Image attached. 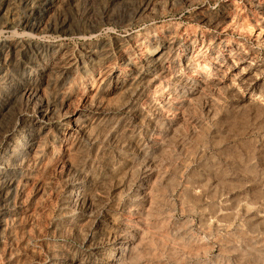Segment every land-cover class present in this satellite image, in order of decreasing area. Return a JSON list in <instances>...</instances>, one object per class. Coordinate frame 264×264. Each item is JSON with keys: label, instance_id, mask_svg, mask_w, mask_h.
<instances>
[{"label": "rangeland", "instance_id": "374dc122", "mask_svg": "<svg viewBox=\"0 0 264 264\" xmlns=\"http://www.w3.org/2000/svg\"><path fill=\"white\" fill-rule=\"evenodd\" d=\"M0 264H264V0H0Z\"/></svg>", "mask_w": 264, "mask_h": 264}, {"label": "bare ground", "instance_id": "6f19581e", "mask_svg": "<svg viewBox=\"0 0 264 264\" xmlns=\"http://www.w3.org/2000/svg\"><path fill=\"white\" fill-rule=\"evenodd\" d=\"M20 145L21 144H19V143H14V146H13V148H19L20 147ZM15 151V150H14ZM9 158H14V155H12V156H9ZM33 158V157H32ZM78 192V191H77ZM89 193V192H88ZM73 194V193H72ZM68 210V209H67Z\"/></svg>", "mask_w": 264, "mask_h": 264}]
</instances>
